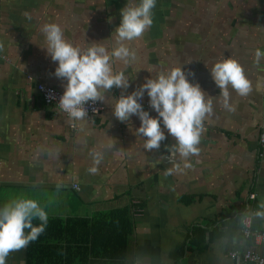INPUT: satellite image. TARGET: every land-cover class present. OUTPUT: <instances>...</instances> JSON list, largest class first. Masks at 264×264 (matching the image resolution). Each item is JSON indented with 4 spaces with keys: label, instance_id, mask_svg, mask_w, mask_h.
<instances>
[{
    "label": "crops",
    "instance_id": "crops-1",
    "mask_svg": "<svg viewBox=\"0 0 264 264\" xmlns=\"http://www.w3.org/2000/svg\"><path fill=\"white\" fill-rule=\"evenodd\" d=\"M128 2L0 0V207L35 199L49 216L45 232L10 253L6 264H94L78 222L70 233L66 223L122 208L130 211L133 231L124 258L114 264H236L229 253L251 245L240 234L244 214L251 209L252 230H264V217L256 215L264 212V167L257 162L264 58L254 55L264 52V0H156L152 26L126 42L135 59L112 61L114 72L129 78L127 89L106 93V102H96L98 114L72 121L75 127L43 104L35 86L63 94L66 81L54 75L57 63L44 49L42 26L56 23L73 45L98 42L111 52ZM225 58L237 60L252 85L247 97L229 89L231 112L222 107L210 73ZM179 65L213 98V115L204 121L199 156L189 158L193 167L165 176L173 163H184L179 154L173 162L163 157L174 138L161 123L166 139L158 151H146V138L135 132L139 118L120 122L111 105L146 78ZM144 110L158 118L151 107ZM92 152L104 154L96 174L88 172Z\"/></svg>",
    "mask_w": 264,
    "mask_h": 264
},
{
    "label": "clouds",
    "instance_id": "clouds-1",
    "mask_svg": "<svg viewBox=\"0 0 264 264\" xmlns=\"http://www.w3.org/2000/svg\"><path fill=\"white\" fill-rule=\"evenodd\" d=\"M155 6L156 0H139L138 4L129 0L120 9L121 20L115 28V44L111 52L98 42H92L86 48L73 45L65 39L62 28L56 23H45L42 26L41 31L46 41L44 49L51 60L57 63L54 75L66 81L57 105L69 118L70 126L75 127L72 121H85L88 118L85 105L89 102H106L108 98L105 94L113 88L129 87V78L122 70L114 72L112 61L115 58L128 65L135 59V53L126 42L141 38L152 26V10ZM2 48L3 45H0V50ZM254 55L257 61L264 58V52L260 50H256ZM210 73L220 89L222 107L229 112L234 111L229 89L240 97H247L252 91L244 68L235 59L217 61L210 68ZM188 74L193 75L191 72ZM145 91L149 97V105L158 114V118L151 117L139 102ZM111 106L113 115L120 122L129 121L133 115L139 118L140 126L135 132L146 138V151H158L161 142L166 139L161 123L174 138L175 144L165 146L168 155L163 157L173 162L179 154L184 163L183 166L173 163V167L165 170V176L193 167L189 158L199 156L201 135L205 130L204 121L213 115V98L198 83H190L180 65L166 72H159L154 78H146L130 94L122 93L116 97ZM108 147L113 148L114 142H110ZM90 155L92 166L88 172L96 174L104 154L92 152ZM260 207L264 208V203ZM256 215L264 217V212H257ZM34 220L39 223L34 225ZM48 223L47 211L35 199L21 198L0 207V264H6L10 253L20 251L37 240L45 232Z\"/></svg>",
    "mask_w": 264,
    "mask_h": 264
},
{
    "label": "trees",
    "instance_id": "trees-1",
    "mask_svg": "<svg viewBox=\"0 0 264 264\" xmlns=\"http://www.w3.org/2000/svg\"><path fill=\"white\" fill-rule=\"evenodd\" d=\"M256 205L253 206V209ZM78 222L80 235L85 236L84 243L93 260L100 263H117L125 256L128 240L133 231L130 211L127 208L111 210L95 215L91 220H68L66 231ZM85 235H82V234ZM104 263V264H105Z\"/></svg>",
    "mask_w": 264,
    "mask_h": 264
},
{
    "label": "built area",
    "instance_id": "built-area-1",
    "mask_svg": "<svg viewBox=\"0 0 264 264\" xmlns=\"http://www.w3.org/2000/svg\"><path fill=\"white\" fill-rule=\"evenodd\" d=\"M35 90L40 96L43 104L47 107H54L62 114L66 115L58 108V101L62 93L42 84H37ZM143 109L150 108L149 97L146 96L140 99ZM88 110V118L95 116L100 111V106L90 102L85 105ZM93 109H96L94 112ZM67 116V115H66ZM257 162L259 167H264V123L259 124L257 127ZM76 190H79L77 186H74ZM255 195L251 194L248 196L249 200H253ZM252 210L244 214L240 234L245 240H249L251 245L243 251H232L229 253V257L236 264L247 263V264H264V230L254 231L252 230Z\"/></svg>",
    "mask_w": 264,
    "mask_h": 264
}]
</instances>
